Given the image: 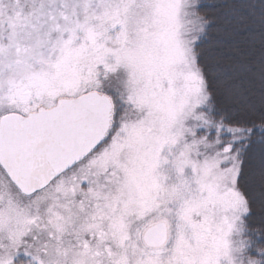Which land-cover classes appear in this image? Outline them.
<instances>
[{"label": "snow or ice", "instance_id": "snow-or-ice-1", "mask_svg": "<svg viewBox=\"0 0 264 264\" xmlns=\"http://www.w3.org/2000/svg\"><path fill=\"white\" fill-rule=\"evenodd\" d=\"M0 264H264V0H0Z\"/></svg>", "mask_w": 264, "mask_h": 264}]
</instances>
